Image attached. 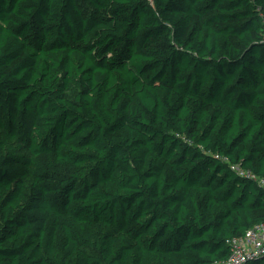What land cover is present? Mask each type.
Here are the masks:
<instances>
[{"label":"trees","instance_id":"trees-1","mask_svg":"<svg viewBox=\"0 0 264 264\" xmlns=\"http://www.w3.org/2000/svg\"><path fill=\"white\" fill-rule=\"evenodd\" d=\"M263 223L264 0H0V264H215Z\"/></svg>","mask_w":264,"mask_h":264},{"label":"built area","instance_id":"built-area-1","mask_svg":"<svg viewBox=\"0 0 264 264\" xmlns=\"http://www.w3.org/2000/svg\"><path fill=\"white\" fill-rule=\"evenodd\" d=\"M232 255L215 264H247L264 258V223L248 230L231 241Z\"/></svg>","mask_w":264,"mask_h":264},{"label":"water","instance_id":"water-1","mask_svg":"<svg viewBox=\"0 0 264 264\" xmlns=\"http://www.w3.org/2000/svg\"><path fill=\"white\" fill-rule=\"evenodd\" d=\"M261 261H263V262H264V258H263V259H261Z\"/></svg>","mask_w":264,"mask_h":264}]
</instances>
